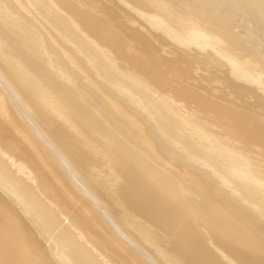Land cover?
I'll return each mask as SVG.
<instances>
[{"label":"bare ground","instance_id":"1","mask_svg":"<svg viewBox=\"0 0 264 264\" xmlns=\"http://www.w3.org/2000/svg\"><path fill=\"white\" fill-rule=\"evenodd\" d=\"M0 264H264V0H0Z\"/></svg>","mask_w":264,"mask_h":264}]
</instances>
